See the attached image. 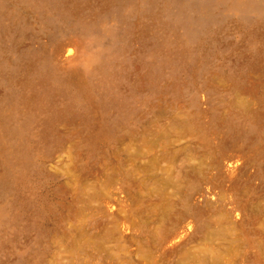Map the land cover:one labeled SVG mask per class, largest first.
<instances>
[{
    "label": "rangeland",
    "instance_id": "374dc122",
    "mask_svg": "<svg viewBox=\"0 0 264 264\" xmlns=\"http://www.w3.org/2000/svg\"><path fill=\"white\" fill-rule=\"evenodd\" d=\"M0 143V264H264V0H0Z\"/></svg>",
    "mask_w": 264,
    "mask_h": 264
},
{
    "label": "water",
    "instance_id": "95a60500",
    "mask_svg": "<svg viewBox=\"0 0 264 264\" xmlns=\"http://www.w3.org/2000/svg\"><path fill=\"white\" fill-rule=\"evenodd\" d=\"M3 95H4V97H6L7 95H9L8 92H7V89H4V91H3ZM3 149H4V147H3V145L0 143V151H2ZM0 154H1V153H0ZM0 174H1V175H0V189H3L4 186H6L5 183H6V178H7V176H6L5 173H2V171H1Z\"/></svg>",
    "mask_w": 264,
    "mask_h": 264
},
{
    "label": "bare ground",
    "instance_id": "6f19581e",
    "mask_svg": "<svg viewBox=\"0 0 264 264\" xmlns=\"http://www.w3.org/2000/svg\"><path fill=\"white\" fill-rule=\"evenodd\" d=\"M179 55V54H178ZM172 56V55H171Z\"/></svg>",
    "mask_w": 264,
    "mask_h": 264
}]
</instances>
